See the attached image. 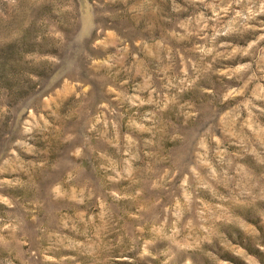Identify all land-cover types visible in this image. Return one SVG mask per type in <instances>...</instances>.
Here are the masks:
<instances>
[{
	"label": "rangeland",
	"instance_id": "obj_1",
	"mask_svg": "<svg viewBox=\"0 0 264 264\" xmlns=\"http://www.w3.org/2000/svg\"><path fill=\"white\" fill-rule=\"evenodd\" d=\"M0 264H264V0H0Z\"/></svg>",
	"mask_w": 264,
	"mask_h": 264
}]
</instances>
